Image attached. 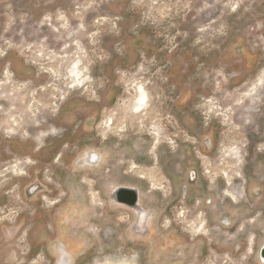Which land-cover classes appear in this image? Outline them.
Listing matches in <instances>:
<instances>
[{
    "label": "rangeland",
    "instance_id": "374dc122",
    "mask_svg": "<svg viewBox=\"0 0 264 264\" xmlns=\"http://www.w3.org/2000/svg\"><path fill=\"white\" fill-rule=\"evenodd\" d=\"M78 57L89 80L70 88ZM139 83L151 113L133 125ZM263 249L264 0H0V264H264Z\"/></svg>",
    "mask_w": 264,
    "mask_h": 264
},
{
    "label": "bare ground",
    "instance_id": "6f19581e",
    "mask_svg": "<svg viewBox=\"0 0 264 264\" xmlns=\"http://www.w3.org/2000/svg\"><path fill=\"white\" fill-rule=\"evenodd\" d=\"M69 62V61H67ZM83 58L82 57H78L76 60H74L71 64V66L68 68V77L71 80L70 83V88H82L86 85V83L88 82V74L86 73L87 66L84 65L83 63ZM69 66V65H68ZM8 74V73H7ZM9 75V74H8ZM262 78V77H260ZM258 83V82H257ZM139 86H137V88L135 89V93L136 95L133 97L132 100H130V102L128 103V105L126 106V108L124 109V112L126 114V119H128V121L132 122L133 125H135V121L137 119H142L144 118V116H148L150 115V99H149V93H147V90L145 88V86L143 84H137ZM261 85V84H260ZM263 87V86H262ZM256 90V89H255ZM249 91V90H248ZM256 93V91H255ZM1 98H4V96H2ZM254 99V98H253ZM127 104V103H126ZM149 113V114H148ZM113 118L109 119L106 123V126L108 128H110L113 124ZM107 129V128H106ZM17 130V129H16ZM10 134H14L15 135V130H9L8 131ZM18 132V131H17ZM156 135V139L158 140L159 138V133L155 132L154 133ZM12 135V136H14ZM11 136V137H12ZM44 137V136H43ZM36 141L39 143L43 142V138L42 136H36ZM43 144V143H42ZM41 145V144H39ZM38 145V146H39ZM231 148V147H230ZM235 149V148H234ZM237 152V151H236ZM239 152V151H238ZM238 157V156H237ZM239 158V157H238ZM97 160V157H93V159L91 160V162H95ZM30 163V162H29ZM23 172V171H22ZM205 232V231H204ZM206 234V233H205ZM120 261H124V260H120ZM133 261V260H132ZM69 262H71L70 257L69 256H63L59 259V264H68ZM125 262V261H124ZM129 262V261H128ZM126 262V263H128ZM123 263V262H122ZM107 264H117V263H111L108 262ZM128 264H134V263H128Z\"/></svg>",
    "mask_w": 264,
    "mask_h": 264
},
{
    "label": "water",
    "instance_id": "95a60500",
    "mask_svg": "<svg viewBox=\"0 0 264 264\" xmlns=\"http://www.w3.org/2000/svg\"><path fill=\"white\" fill-rule=\"evenodd\" d=\"M115 201L132 209L138 208L139 192L131 188H119L115 191ZM261 253L264 258V249Z\"/></svg>",
    "mask_w": 264,
    "mask_h": 264
},
{
    "label": "flooded vegetation",
    "instance_id": "af4514ba",
    "mask_svg": "<svg viewBox=\"0 0 264 264\" xmlns=\"http://www.w3.org/2000/svg\"><path fill=\"white\" fill-rule=\"evenodd\" d=\"M8 72H9V70H8ZM37 126H38V129H37V131H35V133H34V136H35V140H36V136H38V135H44V138L48 135V132L47 131H43V130H40V128H39V126L40 127H42V125H40V123H38L37 124ZM15 127H18V125H16L15 124ZM7 131H9V130H7ZM15 135L16 134H18L19 132H26L27 134H28V131L26 130V129H22V128H19L18 130H16L15 129ZM18 131V132H17ZM43 137V136H42ZM230 175H228V180H229V183H230V181H231V179H230ZM94 203H95V201H94ZM135 210H137V211H139L140 212V214H141V216H142V219H141V222H143V220H144V214H143V212H141V210L139 209V207L138 208H135ZM99 237V236H98ZM27 241V240H26ZM70 252V253H69ZM72 252L73 251H67V250H63L62 252H61V255H60V258L61 257H63V256H69L70 257V254H72ZM134 264H136V262L134 261Z\"/></svg>",
    "mask_w": 264,
    "mask_h": 264
}]
</instances>
